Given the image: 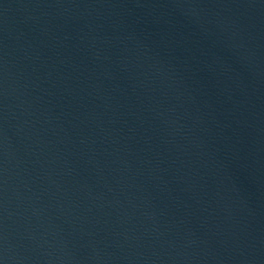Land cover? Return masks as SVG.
Returning <instances> with one entry per match:
<instances>
[{
	"label": "water",
	"instance_id": "1",
	"mask_svg": "<svg viewBox=\"0 0 264 264\" xmlns=\"http://www.w3.org/2000/svg\"><path fill=\"white\" fill-rule=\"evenodd\" d=\"M0 264H264V0H0Z\"/></svg>",
	"mask_w": 264,
	"mask_h": 264
}]
</instances>
